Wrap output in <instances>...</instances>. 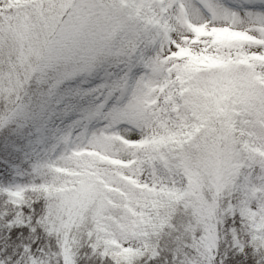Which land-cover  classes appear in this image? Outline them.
Masks as SVG:
<instances>
[{
  "label": "snow or ice",
  "instance_id": "1",
  "mask_svg": "<svg viewBox=\"0 0 264 264\" xmlns=\"http://www.w3.org/2000/svg\"><path fill=\"white\" fill-rule=\"evenodd\" d=\"M0 264H264V0H0Z\"/></svg>",
  "mask_w": 264,
  "mask_h": 264
}]
</instances>
